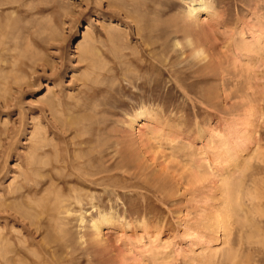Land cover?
Masks as SVG:
<instances>
[{"label": "rangeland", "instance_id": "374dc122", "mask_svg": "<svg viewBox=\"0 0 264 264\" xmlns=\"http://www.w3.org/2000/svg\"><path fill=\"white\" fill-rule=\"evenodd\" d=\"M190 1L0 0V264H264V0Z\"/></svg>", "mask_w": 264, "mask_h": 264}, {"label": "bare ground", "instance_id": "6f19581e", "mask_svg": "<svg viewBox=\"0 0 264 264\" xmlns=\"http://www.w3.org/2000/svg\"><path fill=\"white\" fill-rule=\"evenodd\" d=\"M209 2L207 0H191L188 4L187 9V18L192 19L191 21L198 23L200 20L201 12H207ZM195 20V21H194ZM189 28V27H188ZM194 29V28H193ZM194 31V30H193ZM187 32V31H186ZM187 43L194 48L195 53L200 59L206 58L208 56L207 51L205 49V42L202 40L201 37L195 36L192 31L187 32ZM197 37V38H195ZM145 111L138 113L139 115L144 114ZM143 116V115H142ZM231 189H230V181L227 180V192H224V197L221 198V205L222 210L217 213L218 221L221 224V227L226 228L227 222H231L232 217L238 212L237 205H236V190L234 184L231 182ZM237 189V188H236ZM103 223L106 222V218L103 219ZM230 220V221H229ZM102 222L98 221L95 222L94 226L98 232H101V226L103 225ZM230 226V225H229ZM227 230V229H226ZM225 231V230H224Z\"/></svg>", "mask_w": 264, "mask_h": 264}]
</instances>
